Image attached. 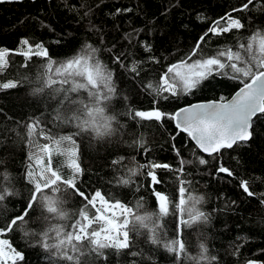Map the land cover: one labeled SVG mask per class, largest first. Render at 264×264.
Masks as SVG:
<instances>
[{"label": "trees", "instance_id": "1", "mask_svg": "<svg viewBox=\"0 0 264 264\" xmlns=\"http://www.w3.org/2000/svg\"><path fill=\"white\" fill-rule=\"evenodd\" d=\"M243 2L246 0H23L0 3V51L9 53L6 57L8 66L0 70V82H21L18 89L0 91V108L5 110V115L0 118V138L3 140L0 143V160L3 161L0 173L8 174V180L0 175V183L26 195L25 190L31 187L26 180L29 164L37 175L40 170L34 160L29 161V155L37 153L45 164L48 160L38 148L30 149L29 141L49 143L41 138L40 129L56 138L73 134L76 122L67 124L57 120V110L70 118L73 113L64 111L62 105L67 101L63 97L88 99L87 89L52 94L46 88L44 92L32 95L33 89L41 86L37 75L45 71L48 58L33 55L26 61L17 53L42 43L53 61L50 75L55 77L56 67L81 55L90 45L97 49L95 58L113 73L116 88L106 114L115 116L116 122L115 133L110 138L95 139L88 133L75 137L78 162L84 170L79 178L80 186L88 193L101 191L110 204L123 203L132 209L133 215L151 213L160 226L158 245L149 242L152 233L147 229L130 234L131 250L140 253L136 257L131 256L129 250L117 253L113 248L103 249L104 254L99 256L85 249L81 255L72 252L70 247L65 249L64 255L57 256L54 251L49 253L38 245L40 234L49 224L63 226L66 232L73 231L72 225L80 219L79 210L84 207L80 198L74 197L64 205L70 218L45 222L39 219L40 212L37 211L26 226L29 236H24L18 229L2 237L10 239L13 247L24 254L25 259L18 264H264V120L256 121L250 141L234 145L232 149H222L223 156L213 160L201 154L185 133L177 135L173 120L167 117L161 121L134 119L136 110L159 108L174 113L189 103L219 101L221 96L228 99L241 86L239 81L224 78V86L203 88L194 95L168 101L160 98L166 93L158 96L149 87L160 84V77L168 66L186 59L211 23L221 16L231 13L241 18L246 27L221 37H205L207 43L198 56H214L226 47L235 50L238 42L246 43L254 31L264 29V11H233ZM117 9L121 11L117 12ZM24 39L28 40V45L22 43ZM145 45H149L151 51L146 50ZM117 55L121 57L120 63L115 60ZM153 56L155 60L151 59ZM134 65L136 72L132 71ZM79 82L86 83L77 77L63 87L70 89L73 83ZM53 87H60L59 82ZM100 88L107 92L103 85ZM34 120L40 124L36 134L30 137L25 125ZM69 147L71 145L65 142L61 151L66 152ZM198 157L209 163L199 165ZM51 159L54 170L64 176L71 174L66 155L53 151ZM182 159L193 161L183 166V178L190 182L183 185L186 189L183 197L179 192L181 173L176 171L180 169ZM153 161L172 167V170H158L163 183L157 190L167 194L170 200L169 214L164 217H160L159 203L148 186L146 166ZM219 164L230 168L234 176L217 174ZM130 169H136L137 174L131 177L128 185H123L120 181L129 178ZM242 180L248 182L254 196L249 197L242 190ZM189 195L201 198L194 207L205 213L207 221L198 220L191 226L181 224L182 219H189L181 207L193 206V202L187 200ZM181 198L185 200L183 206H179ZM26 205L27 200L21 196L7 197L0 204V228ZM89 209V215L94 216L96 210L91 206ZM116 218L122 220L124 216L119 213ZM93 227L98 229L99 225ZM175 241L185 244L180 255L168 252L164 246ZM202 243L208 249L204 254L209 258L207 260L200 259ZM175 247L178 251V244ZM67 255L77 259L69 261ZM212 257L216 259L212 260Z\"/></svg>", "mask_w": 264, "mask_h": 264}, {"label": "snow or ice", "instance_id": "2", "mask_svg": "<svg viewBox=\"0 0 264 264\" xmlns=\"http://www.w3.org/2000/svg\"><path fill=\"white\" fill-rule=\"evenodd\" d=\"M19 2H22V0H0V3ZM253 9L264 11V0H246L238 8H234L233 11L250 13ZM120 11V9H117V12ZM245 27L242 19L234 17L231 13L221 16L220 19L211 23L204 35L200 37L196 48L186 59L168 66L166 72L160 77L159 85H149L158 96L161 93H166L167 95H162L160 98L168 101L170 98L178 99L180 96L194 95L203 88L213 89L217 86H224L223 80L227 78L239 81L242 85L231 100H226L224 96H221L219 101L189 103L174 113H166L159 108L150 111L136 110L134 119L161 121L167 117L175 121V127L178 129L177 135L186 133L194 141L196 148L212 157L213 160H217L218 156H223L222 149H232L234 145L250 141L253 138L254 124L258 120H264V29L254 31L246 43L238 42L235 50L226 47L219 50L214 56H198V53H202L203 45L207 43L205 37H221L233 32V30L240 31ZM237 39L240 41L239 37ZM22 43L24 45L29 44L27 39H24ZM145 49L151 51L149 45H145ZM96 51L97 49L92 48L90 45L86 46L81 55L56 67L54 70L55 77L50 75L53 71V61L49 58L48 49L42 43H37L34 47L29 46L27 51L17 53L23 55L26 61L30 60L33 55L48 58L45 71L37 75V80L41 83V86L34 88L32 95L42 93L46 88L50 89L52 94L75 93L79 89H87L88 99L76 100L68 95L63 97L67 101L66 105H62L64 111L73 113L70 118L62 115L59 109L57 110V120L67 124H71L73 121L76 122V131L73 134L56 138L54 135L47 134L43 129H40L41 138L49 143L36 144L34 140L29 141V148H38L40 153L48 156V160L45 164L44 159L37 153L33 152L29 155V161L34 160L40 171L37 175L31 163L29 164L26 170V180L31 187L25 190L26 195L24 192L10 190L9 187H5L0 183V204L9 196H21L27 200L26 207L16 216L7 220L3 228H0V262L2 264H7L9 260L12 264H18V262L25 259L24 254L13 247L10 239L2 237H6L9 233L18 229L23 231L24 236H29L30 233L27 231L26 226L32 221V215L37 211L40 212L39 219L45 222L70 218L64 205L74 197H79L84 203V207L79 210L80 219L72 225V232L64 231L63 226L49 224L47 229L40 234V240L38 241V245L45 251L49 253L54 251L55 255L61 256L65 254V249L70 247L72 252L81 255L84 254L85 249H88L99 256L104 254L103 249L113 248L117 253L129 250L130 255L136 257L140 253L131 250L133 243L130 234L139 232L140 229H147L152 233V244L158 245L160 243L157 237L160 226L153 219L151 213L133 215L132 209L125 207L123 203L110 204L101 191L95 190L88 193L82 190L80 186L79 178L83 175L84 170L78 162L75 137L84 133L92 134V131L103 136L113 119V116L106 114L112 99V93L115 92L116 88L113 83V73L95 58ZM8 55V51H0V70L8 66L9 61L6 59ZM194 56H198V58L193 59ZM151 59L155 60V57L153 56ZM115 60L120 63L121 57L117 55ZM132 71H137L135 65ZM77 77H81L86 83H73L70 89L63 87L64 84H68L70 80ZM217 77L220 79L217 80ZM58 82L60 87H53ZM20 85L21 82L17 80L0 82V91L18 89ZM101 85L107 89L106 93L100 88ZM4 115L5 110L0 108V118ZM39 124L40 121L34 120L25 125L30 137L36 134ZM119 126L123 127V125ZM89 129L92 131H89ZM173 139H175V136H173ZM2 142L3 140L0 138V143ZM65 142L71 145L66 152L61 151V146ZM141 147H143L142 139ZM53 151H60L61 155L68 157L67 167L71 170L69 176H64L59 170L53 169L51 159ZM176 155H180L178 150ZM2 162L0 160V163ZM198 162L199 165L209 163L203 157H198ZM114 163L117 162L114 161ZM180 163L181 167L176 171L181 173V176L178 177L181 184L179 192L183 197L186 191L183 185L190 183L183 178V166L192 164L193 161L182 159ZM139 167H145V165ZM146 167L148 168V186L152 189L159 203L160 217L167 216L170 200L167 194L157 190V186L163 183L158 170H172V167L168 163L155 161L150 162ZM129 172V178L120 181L123 185H128L131 182V177L137 174L136 169H130ZM216 173L226 174L227 177L234 176V172L223 164L218 165ZM0 175H3L4 180H8L7 173H0ZM9 184H11V181H9ZM240 187L249 197L255 195L250 191L247 181L242 180ZM200 199V197L192 195L187 197L188 201L193 202V206L181 207V210L186 211L189 217L187 220L182 219L181 224L191 226L193 222L198 220L207 221L208 217L205 213L197 211L194 207L196 203L200 202ZM97 203L100 207H97ZM183 205H185V200L181 198L179 206ZM89 206L96 210L94 216L89 215ZM109 209L121 210L124 218L117 220L115 211L112 212L111 217L105 216ZM130 216L132 217L131 221L129 220ZM93 225H99V228H94ZM31 235L36 234L31 233ZM82 241L87 243H82ZM177 244L179 246L178 251L175 247ZM89 245L93 247L89 248ZM164 246L168 252H176L177 255L185 250V244L179 241ZM200 249V259H209L204 255L208 252V249L203 244L200 245ZM66 258L69 261L77 259L72 255H67ZM211 259L216 258L212 257ZM249 264H255V262H249Z\"/></svg>", "mask_w": 264, "mask_h": 264}, {"label": "clouds", "instance_id": "3", "mask_svg": "<svg viewBox=\"0 0 264 264\" xmlns=\"http://www.w3.org/2000/svg\"><path fill=\"white\" fill-rule=\"evenodd\" d=\"M110 116H112V115H110ZM115 122H116V117L113 116V119H112L111 123L109 124L108 130H107V132L104 133L103 136L98 135L97 132L92 131L91 129H89V131H92V135H93V137H94L95 139H101V140H102V139H104V138H110V137L115 133V127H114ZM101 131H103V129H101ZM149 242L152 243L151 239H150ZM202 244H203V243H202ZM203 245H204V244H203ZM204 246H205V245H204Z\"/></svg>", "mask_w": 264, "mask_h": 264}, {"label": "rangeland", "instance_id": "4", "mask_svg": "<svg viewBox=\"0 0 264 264\" xmlns=\"http://www.w3.org/2000/svg\"><path fill=\"white\" fill-rule=\"evenodd\" d=\"M39 171H40V170H39ZM97 205L100 207L99 203H97ZM113 211H115L116 216H118L119 213H122L121 210H119V209H116V210L109 209V211H108L107 213H105V216H107V217H111ZM10 262H11V260H9V261L7 262V264H9ZM1 264H2V262H1Z\"/></svg>", "mask_w": 264, "mask_h": 264}, {"label": "water", "instance_id": "5", "mask_svg": "<svg viewBox=\"0 0 264 264\" xmlns=\"http://www.w3.org/2000/svg\"><path fill=\"white\" fill-rule=\"evenodd\" d=\"M240 87H242V86H240ZM239 87V88H240ZM239 88L228 98V99H226V100H231V98H232V96H234L235 95V93L239 90ZM207 102H210V101H207ZM194 104V103H193ZM173 123H174V125H175V121H173ZM189 140L191 141V143L195 146V143H194V141H192L190 138H189ZM241 143H243V142H241ZM196 147V146H195ZM197 150L201 153V154H203V155H205V156H208L206 153H203V152H201L198 148H197Z\"/></svg>", "mask_w": 264, "mask_h": 264}]
</instances>
